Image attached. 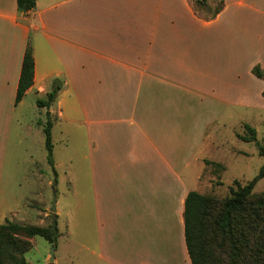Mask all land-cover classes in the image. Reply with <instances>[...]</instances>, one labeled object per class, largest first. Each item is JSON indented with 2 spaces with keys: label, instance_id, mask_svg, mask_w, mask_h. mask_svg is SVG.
I'll list each match as a JSON object with an SVG mask.
<instances>
[{
  "label": "crops",
  "instance_id": "1",
  "mask_svg": "<svg viewBox=\"0 0 264 264\" xmlns=\"http://www.w3.org/2000/svg\"><path fill=\"white\" fill-rule=\"evenodd\" d=\"M223 2L207 20L193 0H37L28 13L0 0V137L49 120L52 137L60 124L85 133L91 223L78 238L94 264H192L193 161L199 180L214 162L210 129L246 105L229 93L240 60L264 69V0ZM28 46L35 80L17 103ZM56 83V101L39 106Z\"/></svg>",
  "mask_w": 264,
  "mask_h": 264
},
{
  "label": "rangeland",
  "instance_id": "2",
  "mask_svg": "<svg viewBox=\"0 0 264 264\" xmlns=\"http://www.w3.org/2000/svg\"><path fill=\"white\" fill-rule=\"evenodd\" d=\"M218 1L208 0L211 13ZM199 12L210 15L201 10ZM249 63L241 59L235 76L228 80L233 88L229 89V93L237 94L246 105L225 107L220 123L210 129L209 134H216L217 140L202 150L207 152L214 165L207 164V170L199 180H195L198 174L194 173L200 171V165L193 161V191L223 199L231 194L235 181L246 185L258 176L264 165V157L260 155L256 143L238 138L246 134L245 126L250 125L257 131V139L264 146V81L250 74ZM4 133L0 137V156H3L0 217L3 223L10 220L27 226L48 227L54 221L53 215L58 216L60 236L57 244L53 246L42 237L33 238V249L26 255L27 262L94 264L87 248L79 245L78 238L87 235L91 223L87 180L80 174L84 170L82 158L87 150L85 133L76 128L71 130L64 124L56 125L53 130L54 165L48 160L43 131L35 133L28 130L25 124L14 132L13 137L11 127ZM263 192L264 178L258 181L253 193L258 195ZM54 199L57 202L55 214L51 212ZM77 199L81 201L80 207L77 206ZM54 248V261H51Z\"/></svg>",
  "mask_w": 264,
  "mask_h": 264
},
{
  "label": "trees",
  "instance_id": "3",
  "mask_svg": "<svg viewBox=\"0 0 264 264\" xmlns=\"http://www.w3.org/2000/svg\"><path fill=\"white\" fill-rule=\"evenodd\" d=\"M37 0H17L18 10L28 13L36 6ZM195 11H203L205 19H214L224 7L223 0L217 2L211 13L208 0L193 2ZM200 9V10H199ZM253 74L264 80V69L253 68ZM35 59L33 49L28 46L22 64L16 102L19 103L34 85ZM61 83H56L47 100H38L41 107H51L56 101ZM53 122L44 126L45 145L49 163L53 161ZM245 135L238 136L244 142L256 143L264 157V146L257 139V131L245 126ZM207 164L213 162L206 161ZM216 165V164H215ZM264 178V165L258 176L246 185L234 182L231 194L220 199L197 191L188 194L185 202V240L192 264H264V192L253 193L259 180ZM48 227L27 226L7 220L0 226V264H29L27 253L33 249L32 240L42 237L55 246L60 236L58 216Z\"/></svg>",
  "mask_w": 264,
  "mask_h": 264
},
{
  "label": "water",
  "instance_id": "4",
  "mask_svg": "<svg viewBox=\"0 0 264 264\" xmlns=\"http://www.w3.org/2000/svg\"><path fill=\"white\" fill-rule=\"evenodd\" d=\"M56 199H54V202H53V208H52V210H51V212L52 213H56ZM54 250H55V248L52 250V259H51V261H54Z\"/></svg>",
  "mask_w": 264,
  "mask_h": 264
}]
</instances>
